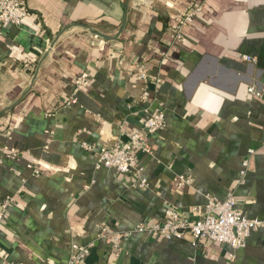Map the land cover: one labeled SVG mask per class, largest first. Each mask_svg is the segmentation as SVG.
Segmentation results:
<instances>
[{"label": "crops", "instance_id": "obj_1", "mask_svg": "<svg viewBox=\"0 0 264 264\" xmlns=\"http://www.w3.org/2000/svg\"><path fill=\"white\" fill-rule=\"evenodd\" d=\"M21 1L22 23L0 26V200L12 201L0 264H65L71 244L89 247L84 264H264V229L235 251L134 234L117 258L100 237L102 224L123 232L229 193L247 218L264 217V0ZM193 6L201 10L174 40L176 12ZM135 63L165 119L143 134L149 152L135 150L144 189L130 186L135 174L95 170L81 146L124 143L142 126ZM81 73L89 83L68 102ZM178 176L190 181L178 187Z\"/></svg>", "mask_w": 264, "mask_h": 264}, {"label": "built area", "instance_id": "obj_2", "mask_svg": "<svg viewBox=\"0 0 264 264\" xmlns=\"http://www.w3.org/2000/svg\"><path fill=\"white\" fill-rule=\"evenodd\" d=\"M152 3L153 0H133L135 6L139 4L149 7ZM200 10V6H193L176 12L175 22L171 25L174 40L181 39L183 28L193 21ZM27 14V9L21 0H0V26L3 24L20 25ZM128 71L140 83V94L137 102L141 105L140 112L144 116L142 126L128 133L127 141L124 143L115 141L108 147L98 149H94L85 142H81V146L84 150L94 153L95 170L104 168L122 176L135 174L136 179L130 183V186L144 189L148 187V181L143 175L142 167L138 164L135 150L139 148L144 152H149L148 146L143 139V134L152 135L161 130L165 119L162 111L153 108L152 91L149 87L144 65L142 63L131 64ZM88 83L89 80L86 73H81L76 77L68 102L72 101L74 96L85 88ZM247 90L256 97L260 96V93L252 86ZM128 108L130 109L131 106ZM261 149L264 150V145ZM254 152L255 150L253 149L247 151V158L242 162L241 176L245 175L249 166L250 156ZM3 153L5 157L10 159H16L20 154V152L10 147H4ZM27 167L33 174H39L36 160H31ZM189 181V178L178 176L176 186L180 187ZM11 202V198L0 200V223L7 221V209ZM188 213V216H183L173 207H168L161 221L150 225L136 224L130 230L123 232H110L107 228L108 226L102 224L100 237L109 241L111 254L117 258L122 251L121 240L134 234H143L165 241L187 242L194 249L204 248L210 242L224 245L235 251L245 247L246 239L252 233L264 229V217L247 218L238 206L233 193H229L223 200L209 196L204 204L191 207ZM88 254V246L71 244L65 264H84ZM228 257L233 258V254L229 253Z\"/></svg>", "mask_w": 264, "mask_h": 264}]
</instances>
